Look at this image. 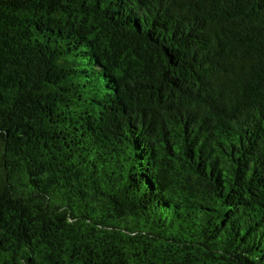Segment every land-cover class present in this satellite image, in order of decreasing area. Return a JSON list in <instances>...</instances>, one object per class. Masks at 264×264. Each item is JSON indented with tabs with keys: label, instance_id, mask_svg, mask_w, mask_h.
Wrapping results in <instances>:
<instances>
[{
	"label": "trees",
	"instance_id": "obj_1",
	"mask_svg": "<svg viewBox=\"0 0 264 264\" xmlns=\"http://www.w3.org/2000/svg\"><path fill=\"white\" fill-rule=\"evenodd\" d=\"M0 264H264V0H0Z\"/></svg>",
	"mask_w": 264,
	"mask_h": 264
}]
</instances>
